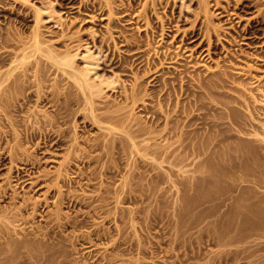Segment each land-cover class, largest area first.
Instances as JSON below:
<instances>
[{"label": "rangeland", "instance_id": "obj_1", "mask_svg": "<svg viewBox=\"0 0 264 264\" xmlns=\"http://www.w3.org/2000/svg\"><path fill=\"white\" fill-rule=\"evenodd\" d=\"M3 38L0 71L24 62L12 72L23 75L25 92L17 97L27 103L25 113H9L12 128L0 114V154H16L0 166V264H264V0H0ZM50 51L56 59L71 58L73 68L85 67L86 52L99 57L88 74L102 89V98L95 97L98 110L81 106L77 84L58 69ZM162 54L167 58L146 71ZM184 67L187 73L178 75ZM216 75L224 79L218 95L209 98L207 88L196 89L199 76ZM179 77L187 91L178 103L164 91ZM101 79L114 81L100 85ZM143 79L144 96L133 107L128 100L123 104L121 96ZM32 81L40 83L37 96ZM192 89L206 106L212 102L221 112L227 110L222 103L234 107L235 122L220 133L246 137L228 140L239 158L221 149L213 156L211 129L187 136L202 121L188 123L192 114L207 113L186 100ZM229 95L250 99V106H239ZM114 103L127 106L123 110L131 117L125 119L126 112L102 127L90 120L105 106L116 108ZM217 115L216 122L224 123ZM124 119L152 128L133 140H115L108 154L88 147L111 141L107 127ZM240 123H249L248 132L257 135H245ZM35 126L54 139H27L24 128ZM63 131L62 143L53 145ZM182 131L187 138L178 136ZM83 153L93 156L89 165Z\"/></svg>", "mask_w": 264, "mask_h": 264}, {"label": "bare ground", "instance_id": "obj_2", "mask_svg": "<svg viewBox=\"0 0 264 264\" xmlns=\"http://www.w3.org/2000/svg\"><path fill=\"white\" fill-rule=\"evenodd\" d=\"M38 14V13H37ZM36 16H38V15H36ZM26 18H21L20 20H22V21H26L25 20ZM38 19V18H37ZM37 21V20H36ZM196 32V31H195ZM193 33V34H191L192 36H195L196 35V33ZM34 39H35V37H34ZM35 41V40H34ZM5 42H6V40L4 41V38H3V40H1L0 41V43H3V45L5 44ZM36 43V42H35ZM37 44V43H36ZM35 44V47H37L38 45H36ZM37 49H38V47H37ZM66 51V50H65ZM88 51V50H87ZM12 53V52H11ZM165 53V52H164ZM24 54V53H23ZM8 55V54H7ZM165 55L166 54H162V56L160 55L159 57H158V59H155V60H153V61H149L147 64H148V68L146 69V71H150L151 69H153V67H155L157 64L156 63H161V61L163 60V59H165V58H167V57H165ZM5 56V55H4ZM49 56L53 59V61L55 62V65H58V69L61 71V72H63V73H65V74H67V77L68 78H70L72 81H74L76 84H77V89L80 91V93H81V95H80V98H82V100H81V104L79 103V101L78 100H75V102H74V104H76V106L78 107L79 106V104L83 107H88V108H94L95 107V109H97L98 107L97 106H95V102L97 101L96 99H95V97L97 98L98 96H100L101 97V95H100V93H101V86L99 87V86H96V85H98V84H96V82H94L93 80H92V78L91 77H89L88 76V74L90 73V71L91 70H93L94 69V67H92L93 65H98L99 63L97 62L98 60H99V57L98 58H94V57H92V54L91 53H89V52H86V55H84V56H82V57H84V63H85V67H82V68H76V67H71V58H67V56H65V57H62L61 59H56L55 57H54V53L53 52H49ZM167 56H168V54H167ZM7 57V56H6ZM11 57V56H10ZM69 57V56H68ZM3 58H5V57H3ZM12 58V57H11ZM157 58V57H156ZM170 58V57H169ZM7 59V58H6ZM5 59V60H6ZM4 60V61H5ZM12 62V61H11ZM3 63H5V62H3V60L2 59H0V65L2 66V64ZM13 63V62H12ZM11 64V63H10ZM14 64V63H13ZM24 64V62L22 61V63L20 62H18V63H15L12 67H10V68H7V70L5 71L4 70V72H3V70L2 71H0V114L1 115H5V117H4V119H3V122L6 124V125H8L7 127H9V126H11V128L13 127V123H15V118H12L11 116L13 115H9V113L10 112H15V113H17V112H24L25 111V109H24V107H26V103H27V100L24 102V101H21V102H19V98L17 97V95L18 94H20V97H21V93H24V92H22L23 90H24V87H25V84L23 85V81H21L22 80V78L23 77H21V76H23V75H21L20 76V73H21V71H20V73H19V75H18V73H16V74H14L13 72H12V70H14V69H21V66ZM10 66V65H9ZM24 66V65H23ZM37 66H38V64H37ZM36 66V67H37ZM71 68V69H67V68ZM32 68V67H31ZM2 69V68H1ZM6 69V68H5ZM25 70H28V69H26V65H25ZM18 72H19V70H17ZM35 71H36V69H35ZM42 71V70H41ZM146 71H145V73H144V75H146L147 76V74H146ZM177 71V70H176ZM15 72V71H14ZM147 72V73H148ZM194 72V71H193ZM198 72V71H197ZM196 72V73H197ZM241 72V71H240ZM26 73V72H25ZM178 73V75L179 74H185V73H187V68L186 67H184V69H182V70H180V71H178L177 72ZM189 73H190V71H189ZM23 74H24V72H23ZM28 74V73H27ZM150 74V73H149ZM195 74V73H194ZM26 75V74H25ZM36 75V74H35ZM178 75H176V76H178ZM187 75V74H186ZM19 76L21 77V80H19L20 78H19ZM26 76H28V75H26ZM31 76V75H30ZM42 76V75H41ZM150 76V75H149ZM148 76V77H149ZM222 76H224L223 74H222ZM35 78H37L36 76H34ZM142 77V76H141ZM145 77V76H144ZM143 77V78H144ZM147 77V78H148ZM183 77V76H182ZM182 77H179L180 79H175V81H177L176 83L177 84H170L169 83V85L170 86H168V87H165L166 88V91H164V93L165 94H173L174 96H175V98H176V101L178 102V98L177 97H179V96H182V95H184L185 93H186V89L183 87V84H181V79H183ZM215 77V76H214ZM216 77L217 78H206L205 76H199L198 78V83L195 85V87H196V89H199V90H203V89H205V88H207L208 89V97L210 98V97H214V96H216V95H218L219 93H220V91H218V90H216V87H218V86H220V87H222L223 85L221 84L222 82H224V79H222V78H220L218 75H216ZM146 78V79H147ZM34 79V78H33ZM146 79H143L142 81H140V82H137L136 84L137 85H133L134 87H131V89H129L128 90V92H127V94H125L124 93V95H122L121 97L123 98V104H126V101L128 102V105H130V107H133L134 105H136L137 104V102L138 101H140V99H141V95H143L144 96V94H145V92L147 91L146 90V86H145V83L147 84V82H146ZM23 80H25V81H27L26 79H25V77H24V79ZM32 80V79H31ZM30 80V81H31ZM37 80V79H36ZM160 80V79H159ZM165 80L166 79H163V81H162V78H161V83L163 82V83H165ZM172 80H174V79H172ZM226 80V79H225ZM20 81V82H19ZM113 81L114 80H107V79H101L100 80V85H101V83H105V84H107L108 86L109 85H111L112 83H113ZM168 81V80H167ZM167 81H166V84H168L167 83ZM233 81V80H232ZM231 81V82H232ZM235 81V80H234ZM28 82V81H27ZM33 82V81H32ZM36 82V81H35ZM39 82V81H38ZM173 82V81H172ZM25 83V82H24ZM42 83V82H41ZM99 83V82H98ZM163 83H162V85H163ZM234 83V82H233ZM33 84H34V82H33ZM36 84V89L39 87L38 86V84H40V83H35ZM34 84V85H35ZM165 84V85H166ZM228 84V83H227ZM31 85V84H30ZM42 85V84H41ZM40 85V86H41ZM164 85V86H165ZM26 86H27V84H26ZM32 86V85H31ZM45 86V85H44ZM164 86L162 87V88H164ZM28 87V86H27ZM97 87V88H96ZM112 88H116V86H111ZM233 87V86H232ZM31 88V87H30ZM35 88V87H34ZM40 88V87H39ZM168 88V89H167ZM188 89V88H187ZM234 89V88H233ZM236 89V88H235ZM241 89V88H240ZM26 90V89H25ZM165 90V89H164ZM27 91V90H26ZM189 91V93L188 94H186L187 96H186V100H188V103H189V101H192V103H197V107L196 108H200V107H204V108H206V111H207V113L206 114H209V116L208 117H205L206 116V114H204V118H201L200 116H193V114H192V117H190L189 118V120H188V123L189 122H191V121H195L196 119H198V118H200L202 121H200V126L199 127H195L194 129H192L191 131H193V134L192 135H190V132L191 131H189L188 133L189 134H187V136L189 135V138H195V137H197V136H199V133L200 132H202L203 130L204 131H209L210 129H211V131H213L214 132V135L216 136V143H214L215 144V149H216V147H217V150H214L213 149V147H212V152L215 154V155H213V156H219V155H221V153H224V155L225 156H232V157H234V158H239L240 157V155L239 154H233L231 151H230V149L231 150H234V148L236 149V145H234V143H232V142H229L228 140H231V141H233V142H235L234 140L235 139H238V140H246V137L245 136H238V135H230V134H225L226 132H221V133H224V134H221L220 133V131H227V130H229V126H230V123L231 122H235V117H234V107H232V106H227V103H222L224 106H225V108L227 109L226 111L224 110V111H220L221 109H219L218 107H216V105L215 104H213L212 102H209V103H207L208 105L206 106L205 105V103H204V101L203 100H201V96H199L198 95V91L197 90H194V89H192V90H188ZM235 91H238V90H235ZM36 96L40 93V89H37L36 91ZM117 92V91H116ZM124 92V91H123ZM42 93V92H41ZM238 93V92H237ZM239 94V93H238ZM253 94V93H252ZM26 95V94H25ZM29 95V94H28ZM41 95H43V93L41 94ZM40 95V96H41ZM262 95H264V94H261V97H262ZM23 96V95H22ZM27 96V95H26ZM206 96V95H205ZM259 96V95H258ZM24 97V96H23ZM30 97V96H29ZM29 97H28V99H29ZM39 97V96H38ZM37 97V98H38ZM233 97V96H232ZM230 95L228 96V98H232ZM40 98V97H39ZM102 98V97H101ZM233 98H235V97H233ZM250 98V97H249ZM252 98V97H251ZM257 98V97H256ZM24 99H26V98H24ZM182 99V98H181ZM254 99V98H253ZM23 100V99H22ZM35 100V99H34ZM39 100H41V99H39ZM183 100V99H182ZM250 100V99H249ZM249 100H247V98L245 99V98H243V99H238V98H235L234 99V101L239 105V106H244V107H246V109H247V106L249 107L250 106V103H249ZM68 101V100H67ZM180 101V100H179ZM233 101V100H232ZM254 101V100H253ZM252 101V102H253ZM48 102V101H47ZM99 102V101H98ZM101 102V101H100ZM177 102H175L174 104H175V106L177 105ZM251 102V101H250ZM251 102V103H252ZM56 103V102H55ZM64 103V102H63ZM70 103V102H69ZM179 103V102H178ZM70 104H72V103H70ZM70 104H69V106H70ZM118 105L119 103H114L113 104V106H116V105ZM221 104V103H220ZM127 105V104H126ZM65 106H67V105H64V107ZM112 106V105H111ZM143 106H145V105H143ZM174 106V107H175ZM253 106V105H252ZM251 106V107H252ZM28 107V106H27ZM31 107V106H30ZM100 107V106H99ZM107 106H105L104 108H103V106H101V108L100 109H102L103 108V112L101 111L100 113L98 112V114H92L91 115V117H90V120L94 123V124H97L99 127H102V125H105L104 123H102L101 124V122H104V121H110V120H112V119H117V121H119L118 120V118L120 117V116H122L123 117V115H124V117H126L125 116V114H126V112H127V110L126 111H124L123 109L125 108V107H127V106H125V105H121V106H117L116 108H110V107H107ZM177 107V106H176ZM175 107V108H176ZM255 107V106H254ZM147 108H148V106H147ZM165 108V107H164ZM184 108V107H183ZM253 108V107H252ZM29 109V108H28ZM71 109H73V108H71ZM99 109V110H100ZM125 109H127V108H125ZM170 109V108H169ZM172 109V108H171ZM178 109H182V107L181 108H178ZM178 109H173V112H175V113H177V110ZM190 109H192V108H190ZM255 109V108H254ZM24 110V111H23ZM27 110V109H26ZM78 110V109H77ZM98 110V109H97ZM129 110H130V108H129ZM186 112H185V111ZM184 110H181V112L182 113H188V109L186 110V108L184 109ZM195 110V109H194ZM210 110H212L213 112L212 113H208ZM252 110V109H251ZM256 110V109H255ZM124 111V112H123ZM168 111V110H167ZM191 111H193V109L191 110ZM218 111H220V112H218ZM31 112V111H30ZM73 112V111H72ZM171 112V111H170ZM173 112H172V114H173ZM180 112V110H179V113L178 114H180L181 113ZM190 112V111H189ZM258 112V111H257ZM25 113V112H24ZM97 113V112H96ZM125 113V114H124ZM162 113V112H161ZM160 113V114H161ZM166 113V116H167V112H165ZM164 113V114H165ZM169 113V112H168ZM250 113H252V112H250ZM255 113V112H254ZM6 114H8L7 116H6ZM11 114V113H10ZM81 114V113H80ZM158 114H159V112H158ZM157 114V115H158ZM177 114V119H178V116H180V115H178ZM217 114H221L220 115V117H222L223 119H225V122L224 123H222V124H220V123H218V122H216V120H215V118H216V115ZM0 115V116H1ZM32 115V114H31ZM74 115H76V113L74 114ZM128 115H130V112H127V117L125 118V119H127L129 116ZM187 115H189V114H187ZM186 115V116H187ZM29 116V115H28ZM36 116V115H35ZM134 116V115H133ZM132 116V117H133ZM160 116V115H159ZM175 116V115H174ZM218 116V115H217ZM257 116V115H256ZM15 117V116H14ZM18 117V116H17ZM19 117H21V116H19ZM27 117V116H26ZM40 117V116H39ZM55 117V116H54ZM122 117H120L121 119H122ZM123 117V118H124ZM130 117H131V115H130ZM157 117V116H156ZM164 117V116H163ZM170 117V116H169ZM181 117V116H180ZM219 117V116H218ZM3 118V117H2ZM22 118V117H21ZM41 118V117H40ZM82 118L85 120V119H88V117L87 116H82ZM119 118V119H120ZM157 118H159V117H157ZM168 118V117H167ZM166 117H164V120L165 121H167L166 119H167ZM243 118H244V116H243ZM253 118H255V117H253ZM1 119V118H0ZM18 119V118H17ZM34 119H35V117H34ZM37 119H39V118H37ZM36 119V120H37ZM43 119H45V118H43ZM46 119H47V117H46ZM122 120L120 123H118V124H116L117 126H114L113 125V127L111 126V127H107V130H109V134H114V136L112 137V139H111V141H108L107 143H101V144H90L88 147H90V149L91 148H96V149H101V150H104V154H108L110 151H112L114 148L116 149V143L117 142H115V140H117L118 141V139H120V138H127L128 140H131L133 137H135L136 136V138H137V136H143V135H145V134H147L148 132H149V129L150 128H152V127H149V129H148V127L146 128V126L145 125H139V123L137 122V119L135 120V122H133V120ZM156 119V118H155ZM177 119H175L176 121H174V123L176 122V123H178V121H177ZM249 119H252V117L251 118H249ZM256 119V118H255ZM57 120V119H56ZM199 120V119H198ZM17 121H19V120H17ZM35 121V120H34ZM40 121H41V119H40ZM49 121V120H48ZM151 121H154V120H151ZM184 121V120H183ZM254 121H258V120H254ZM0 122L2 123V124H4L1 120H0ZM20 122V121H19ZM32 122V121H31ZM42 122V121H41ZM47 122V121H46ZM51 122V121H50ZM248 122V121H247ZM251 122H252V120H251ZM16 123H18V122H16ZM35 123V122H34ZM40 123V122H39ZM43 123V122H42ZM42 123H40V124H42ZM109 123V122H108ZM173 123V122H172ZM255 123V122H254ZM259 123V122H258ZM1 124V125H2ZM20 124V123H19ZM28 124H29V122H28ZM37 123H35V125H36ZM47 124V123H46ZM51 124V123H50ZM68 124V123H67ZM141 124V123H140ZM153 124H154V122H153ZM223 124H227L228 126H220V125H223ZM18 125V124H17ZM17 125L15 124V126L17 127ZM21 125V124H20ZM57 125V124H56ZM246 125H249V123H240L239 125H238V127H239V130L240 131H242L243 133H245V135H251V133H250V131L248 132V130L249 129H247L246 128ZM252 123L250 124V126H248V127H253V126H255V125H252ZM5 126V125H4ZM22 126V125H21ZM24 127L26 126V125H23ZM31 126H32V124H31ZM38 126H40V125H38ZM44 126H45V124H44ZM50 126V125H49ZM106 126V125H105ZM108 126V125H107ZM258 126V125H257ZM256 126V127H257ZM6 127V128H7ZM29 128H30V126H28ZM36 127V126H35ZM41 129L43 130L44 128H43V126L41 125ZM259 128H260V125L258 126ZM1 128H2V126H1ZM29 128H24V129H26V135H27V139H35V137L37 136V135H40V136H42L41 138H45V143H48L49 144V142H51L50 140H51V137H52V135L51 134H49V132H46V131H44V132H42V130L40 129V127H36V129H30V130H27V129H29ZM34 128V127H33ZM106 128V127H105ZM255 128V127H254ZM253 128V129H254ZM5 129V128H4ZM4 129H2V130H4ZM17 129V128H16ZM257 129V128H256ZM255 129V130H256ZM8 130H10L9 128H8ZM8 130H6V131H8ZM15 130V129H14ZM47 130V129H46ZM49 130V129H48ZM231 130V129H230ZM251 130V129H250ZM258 130V129H257ZM264 130V129H263ZM18 131V130H17ZM16 131V132H17ZM68 131V130H67ZM181 131V130H180ZM0 132H2V131H0ZM4 132V131H3ZM9 132V131H8ZM14 132V131H13ZM19 132H21V129H20V131ZM60 132V131H59ZM151 132H152V129H151ZM174 132V131H173ZM238 132V131H237ZM241 132V133H242ZM260 132V131H259ZM7 133V132H6ZM24 133H25V130H24ZM64 133V131L63 132H61V133H58L57 135L59 136L58 138H57V140L54 142V144L53 145H56V146H58L60 143H62V138L63 137H65L64 135L65 134H63ZM179 133V135L178 136H180V138L183 136V134H185L186 135V133H187V131H182L181 133L180 132H178ZM177 133V134H178ZM192 133V132H191ZM239 133V132H238ZM255 136L257 135L256 134V132H252ZM2 134V133H1ZM12 134V133H11ZM23 134V133H22ZM71 134V133H70ZM76 134V133H75ZM174 134V133H173ZM252 134V135H253ZM9 137H10V135L9 134H7ZM13 135L14 136H16L15 135V132L13 133ZM13 135H11L12 137H13ZM25 134L23 135V136H26ZM56 135V134H55ZM105 135V134H104ZM182 135V136H181ZM251 135V136H252ZM253 135V136H254ZM1 136V135H0ZM6 136V135H5ZM4 136V138H6ZM19 136H20V134H19ZM172 136V135H171ZM177 136V135H176ZM2 137V136H1ZM11 137V138H12ZM39 137V136H38ZM108 137V136H107ZM214 137V136H213ZM10 138V139H11ZM15 138V137H14ZM13 138V139H14ZM18 138H20V137H18ZM22 138H24V137H22ZM53 139H54V137H52ZM171 138V137H170ZM179 138V139H180ZM183 138V137H182ZM185 138H187L186 136H185ZM185 138H183V139H185ZM215 138V137H214ZM114 139V140H113ZM134 139V138H133ZM132 139V140H133ZM4 140V139H3ZM23 140V139H22ZM71 140V139H70ZM88 140V139H87ZM177 140V139H176ZM17 141H19L18 139H17ZM25 141V140H24ZM31 141H34V140H31ZM145 141V140H144ZM258 141V140H257ZM113 142H114V144H113ZM172 142V141H171ZM135 143V142H134ZM143 143V142H142ZM181 143V142H180ZM47 144V145H48ZM123 144V143H122ZM133 144V143H132ZM142 145V144H141ZM222 145V146H221ZM20 146H22V145H20ZM78 146V145H77ZM118 146V145H117ZM131 146H134V145H131ZM154 146V145H153ZM152 146V147H153ZM167 145H165V147H166ZM18 147V146H17ZM135 147V146H134ZM224 147V148H223ZM254 147V146H253ZM14 148H16V145H15V147ZM18 148H22V147H18ZM44 148V147H43ZM143 148H145V149H151V145H144V147ZM168 148V147H167ZM219 148V149H218ZM17 149V148H16ZM15 149V150H16ZM41 149V148H40ZM119 149H120V147H119ZM125 149V148H124ZM139 149V148H138ZM220 149H221V153H220ZM224 149V150H223ZM260 149V148H259ZM13 150V149H12ZM73 150L74 151H76V150H78V148L76 147V145H74V148H73ZM88 150V149H87ZM161 150V149H160ZM240 150V149H239ZM17 151V150H16ZM15 151V152H16ZM45 151V150H44ZM94 151H95V149H94ZM139 151V150H138ZM144 151V150H143ZM170 151V150H169ZM210 151V150H209ZM35 152V151H34ZM103 152V151H102ZM235 152V151H234ZM16 153H18V152H16ZM19 153H20V151H19ZM38 153V152H37ZM75 153V152H74ZM77 153H78V151H77ZM80 153V152H79ZM143 153V152H142ZM159 153V152H158ZM167 153V152H166ZM205 153H207V152H205ZM244 153V152H243ZM68 154H69V152H68ZM85 156H84V158L83 159H81V160H84L85 159V161H82V162H84V163H87L88 165L91 163V159H92V157L90 156V155H88V154H85V153H83ZM167 154H169V153H167ZM212 155V153L210 152H208V155ZM14 155H16V154H14L10 149H8V150H6V152H3L2 154H0V166L2 165V164H4V160L5 159H8V160H13V156ZM71 157H72V159H74L76 162L78 161V157L77 156H75L74 154H72V152H71ZM98 155H100V154H98ZM97 155V156H98ZM101 155H102V153H101ZM166 155V154H165ZM36 156V155H35ZM96 156V159L98 158ZM22 157V156H21ZM83 157V156H82ZM28 158H29V156H28ZM37 157H35V159H36ZM69 158H70V156H69ZM81 158V157H80ZM100 158V157H99ZM102 158V157H101ZM27 159V158H26ZM35 159H33L32 160V162H31V165H33L34 164V160ZM71 159V158H70ZM71 159V160H72ZM95 159V158H94ZM23 160V159H22ZM24 160H25V157H24ZM29 160V159H28ZM100 160V159H99ZM66 161L68 162V159H66ZM26 162H27V160H26ZM36 162V161H35ZM65 162V161H64ZM128 163V162H127ZM63 164H66V163H63ZM62 164V165H63ZM79 164V163H78ZM28 165V164H27ZM72 166V165H71ZM30 167V166H29ZM102 167V166H101ZM31 168V167H30ZM34 170V169H33ZM106 170V169H105ZM86 173V172H85ZM27 175H29V174H27ZM55 176V175H54ZM80 176V175H79ZM17 177V176H16ZM58 177V174H57V176H56V178ZM18 178V177H17ZM27 178H29V177H27ZM71 180V179H70ZM58 181V180H57ZM60 198V197H59ZM62 198V197H61ZM65 199V198H64ZM61 200L62 199H60L59 200V202L61 203ZM58 202V203H59ZM56 205V204H55ZM20 209V208H19ZM2 210V209H1ZM1 210H0V213H2L1 212ZM16 212H18V211H16ZM2 215H4V213L2 214ZM14 215V214H13ZM16 215V214H15ZM4 217H6V215L4 216ZM1 243V242H0ZM6 244V243H5ZM3 246V245H2ZM6 245H4L3 247H5ZM6 248V247H5ZM2 249V248H1Z\"/></svg>", "mask_w": 264, "mask_h": 264}]
</instances>
